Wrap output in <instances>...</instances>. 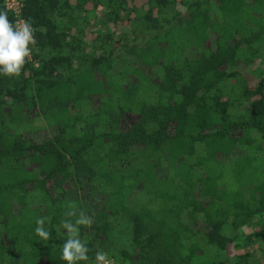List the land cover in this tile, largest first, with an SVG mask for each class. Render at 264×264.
Masks as SVG:
<instances>
[{
  "label": "trees",
  "instance_id": "16d2710c",
  "mask_svg": "<svg viewBox=\"0 0 264 264\" xmlns=\"http://www.w3.org/2000/svg\"><path fill=\"white\" fill-rule=\"evenodd\" d=\"M17 16L37 43L0 76V264H66L81 211L79 264H264V0H21Z\"/></svg>",
  "mask_w": 264,
  "mask_h": 264
},
{
  "label": "clouds",
  "instance_id": "9594fccd",
  "mask_svg": "<svg viewBox=\"0 0 264 264\" xmlns=\"http://www.w3.org/2000/svg\"><path fill=\"white\" fill-rule=\"evenodd\" d=\"M10 10V9H8ZM8 10H0V76L19 78L25 64L32 60V51L37 41L36 29L30 21H18L13 23L8 17ZM68 217L76 213L68 212ZM45 217L36 220V234L44 241L50 238L51 233L45 228ZM93 219L83 211L76 217L73 223L70 219L62 221L66 230L67 239L62 245L61 259L66 264H79L80 261H89V248L85 241L80 239V227H91ZM96 264H112L107 255L98 251L96 253Z\"/></svg>",
  "mask_w": 264,
  "mask_h": 264
},
{
  "label": "rangeland",
  "instance_id": "374dc122",
  "mask_svg": "<svg viewBox=\"0 0 264 264\" xmlns=\"http://www.w3.org/2000/svg\"><path fill=\"white\" fill-rule=\"evenodd\" d=\"M196 51H197V50H195V49H192V50L189 49V54H195ZM124 55H126V53H125V52H121L118 56L121 57V56H124ZM117 59H118V60H117L116 63L119 64V63H120V58L118 57ZM54 130H55V127H45V128H42V129H40V130H38V131H35V132L33 133V135H41L42 137H45V136H49V135H51V134L53 133ZM235 152L239 153L240 151L236 149ZM235 152H233V154H234ZM84 201H85V204H84V205H86V206H90V205H92V202H95L96 200H94V199H92V198H86ZM97 204H99V203H98V202H95V205H94V208H93V209L98 208Z\"/></svg>",
  "mask_w": 264,
  "mask_h": 264
},
{
  "label": "built area",
  "instance_id": "2783aa9c",
  "mask_svg": "<svg viewBox=\"0 0 264 264\" xmlns=\"http://www.w3.org/2000/svg\"><path fill=\"white\" fill-rule=\"evenodd\" d=\"M3 1H4L5 7L14 10V12L17 13L19 6L21 4V0H3ZM18 21H23L20 16H17L16 22H18ZM108 260L110 261L109 258H108Z\"/></svg>",
  "mask_w": 264,
  "mask_h": 264
}]
</instances>
